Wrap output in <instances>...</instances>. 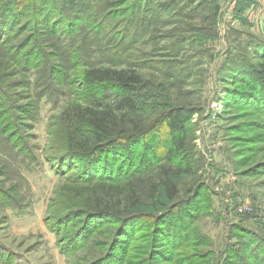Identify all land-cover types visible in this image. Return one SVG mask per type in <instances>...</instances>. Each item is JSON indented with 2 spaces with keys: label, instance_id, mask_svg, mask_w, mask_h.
<instances>
[{
  "label": "rangeland",
  "instance_id": "obj_1",
  "mask_svg": "<svg viewBox=\"0 0 264 264\" xmlns=\"http://www.w3.org/2000/svg\"><path fill=\"white\" fill-rule=\"evenodd\" d=\"M47 1L54 21L45 0H0V264H264V92L244 76L264 0H135L130 17L134 0H96L86 25L83 1ZM91 66L136 70L126 119L155 127L67 163L64 114L104 90L82 80Z\"/></svg>",
  "mask_w": 264,
  "mask_h": 264
},
{
  "label": "trees",
  "instance_id": "obj_2",
  "mask_svg": "<svg viewBox=\"0 0 264 264\" xmlns=\"http://www.w3.org/2000/svg\"><path fill=\"white\" fill-rule=\"evenodd\" d=\"M76 1V0H68ZM83 1L81 8L85 6L87 14L85 20L89 24L90 9H96V0H79ZM249 0H239L238 5H247ZM67 0H62V5L58 10H64ZM160 5V4H158ZM42 11L39 13L43 17H49L53 13V21L56 19L57 7L45 0ZM245 8V7H244ZM45 9V10H44ZM133 9L140 12L146 11L145 5L136 3L132 4V9L128 12V17L133 14ZM218 8H215L217 11ZM101 14L97 13L95 21L100 24ZM51 21V20H50ZM34 25V24H33ZM102 26V25H101ZM96 28H99L98 26ZM6 58V56H4ZM4 57H0L4 59ZM82 80L88 86L101 87L102 91L97 94L90 93L87 105L78 106L74 110L66 112L64 115L69 117L70 126H73L74 133L67 142V163L77 159L97 158L102 154L116 153V147L123 141H141L142 137L148 135L155 127V123L142 126L136 121H127V116L137 111V103L135 94L142 85V78L132 69V67H89L82 73ZM246 79L253 83L255 88L264 92V54L260 63L252 70L245 72ZM101 96V97H100ZM100 97V98H99ZM12 100V97L10 98ZM166 130L169 136L173 138L174 147L180 148L183 145V137L186 134V113L183 108L171 107L161 114ZM148 123V122H147ZM159 120L156 121V124ZM72 128V127H71ZM71 130V129H70ZM18 132V124H17ZM181 138V139H180ZM138 139V140H137ZM179 140V142H178ZM135 141V142H136ZM17 150H21L17 148ZM72 153V154H70ZM21 160L28 159V154L18 155ZM26 160V159H25ZM167 191L171 193L172 184L168 180L165 181ZM171 195V194H170ZM101 205L97 201L96 207ZM100 212V211H99Z\"/></svg>",
  "mask_w": 264,
  "mask_h": 264
},
{
  "label": "crops",
  "instance_id": "obj_3",
  "mask_svg": "<svg viewBox=\"0 0 264 264\" xmlns=\"http://www.w3.org/2000/svg\"><path fill=\"white\" fill-rule=\"evenodd\" d=\"M256 3H257V6L256 7L261 8V3L259 2V0H256Z\"/></svg>",
  "mask_w": 264,
  "mask_h": 264
}]
</instances>
